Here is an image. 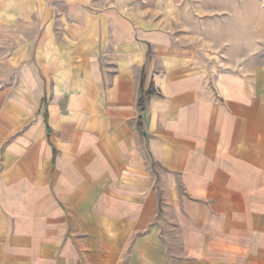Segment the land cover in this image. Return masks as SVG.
Instances as JSON below:
<instances>
[{
    "label": "crops",
    "instance_id": "0c3cea01",
    "mask_svg": "<svg viewBox=\"0 0 264 264\" xmlns=\"http://www.w3.org/2000/svg\"><path fill=\"white\" fill-rule=\"evenodd\" d=\"M136 1L42 0L6 58L0 264H264V72L203 74Z\"/></svg>",
    "mask_w": 264,
    "mask_h": 264
},
{
    "label": "rangeland",
    "instance_id": "374dc122",
    "mask_svg": "<svg viewBox=\"0 0 264 264\" xmlns=\"http://www.w3.org/2000/svg\"><path fill=\"white\" fill-rule=\"evenodd\" d=\"M41 2L0 0V75L6 58L21 53L24 24L35 20ZM133 9L189 48L203 74L264 72V0H138Z\"/></svg>",
    "mask_w": 264,
    "mask_h": 264
},
{
    "label": "trees",
    "instance_id": "16d2710c",
    "mask_svg": "<svg viewBox=\"0 0 264 264\" xmlns=\"http://www.w3.org/2000/svg\"><path fill=\"white\" fill-rule=\"evenodd\" d=\"M143 82H144V78H143ZM153 95V93L151 91H149L148 93H146L145 97H143L139 103L141 109L144 108V103H145V100L149 97H151Z\"/></svg>",
    "mask_w": 264,
    "mask_h": 264
}]
</instances>
